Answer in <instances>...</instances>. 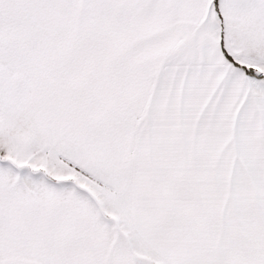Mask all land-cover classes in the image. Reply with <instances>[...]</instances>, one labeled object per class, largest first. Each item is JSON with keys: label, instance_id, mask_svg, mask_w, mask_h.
<instances>
[{"label": "snow or ice", "instance_id": "obj_1", "mask_svg": "<svg viewBox=\"0 0 264 264\" xmlns=\"http://www.w3.org/2000/svg\"><path fill=\"white\" fill-rule=\"evenodd\" d=\"M0 264H264V0H0Z\"/></svg>", "mask_w": 264, "mask_h": 264}]
</instances>
